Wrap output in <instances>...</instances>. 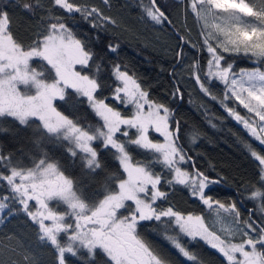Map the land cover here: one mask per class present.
<instances>
[{"label":"snow or ice","instance_id":"1","mask_svg":"<svg viewBox=\"0 0 264 264\" xmlns=\"http://www.w3.org/2000/svg\"><path fill=\"white\" fill-rule=\"evenodd\" d=\"M102 2L110 7V0ZM17 3L28 12L45 9L43 0ZM173 4L185 17L189 13L194 16L202 42L194 43L185 36L179 40L208 54L203 68L198 60L192 64L200 91L264 146V0H173ZM139 7L142 18L155 25L172 23L168 0H140ZM54 8L69 16L80 14L93 28L117 23L98 7L75 0H51L39 30L26 44L14 34L8 11L0 7V133L8 131L4 121L9 119L24 127L34 126L33 143L38 150L36 155L29 154L28 164L0 151V225L6 217L26 215L36 227L38 243L53 250L55 264H68V257L93 264L98 253L102 264H177L141 235L139 229L146 222L149 226L155 222L162 229L161 237L188 264H207L189 247L200 241L216 250L227 264H264V154L245 143L258 162V171L255 182L242 185L249 193L246 199L254 201L247 217L242 218L237 202L208 194L221 180L196 167L180 142V123L173 120V110L152 100L120 65L113 66L112 75L119 83L110 89L111 98L125 107L131 105L132 113L123 115L106 102L109 97L98 82L101 65L94 61L95 54ZM109 50L115 52L116 46L109 45ZM177 56H183L182 50ZM239 56L255 66L236 71L235 60L229 57ZM37 59L43 62V71L32 67ZM214 84L223 86L222 96L212 93ZM69 89L76 97L70 107L86 103L99 118L96 124H82L58 110L54 101L67 103ZM180 94L176 88L173 95ZM152 132L162 141L152 138ZM186 138L195 144L197 130H191ZM44 141L67 142L73 165L79 157L80 176L68 174L59 160L50 157L40 147ZM101 151L112 153L116 171L108 170L100 159ZM134 151L142 157L134 158ZM188 164L191 171L184 167ZM157 167L161 170L156 171ZM162 185L183 186L198 198L206 213L185 214L171 204L163 207L158 201H167L168 192ZM21 248L13 236L0 238V264H20L12 254L19 255ZM6 251L7 259L3 258ZM81 251H86V256H80ZM23 260L37 264L30 254Z\"/></svg>","mask_w":264,"mask_h":264},{"label":"trees","instance_id":"2","mask_svg":"<svg viewBox=\"0 0 264 264\" xmlns=\"http://www.w3.org/2000/svg\"><path fill=\"white\" fill-rule=\"evenodd\" d=\"M43 2L45 9L35 8L32 12H28L22 9L17 0H0V7L5 8L11 17L14 34L26 44L34 38L42 24L41 18L47 15L46 8L51 6V0H43ZM75 2L98 7L105 15L113 17L117 22L115 25L93 28L91 23L80 14L69 16L63 10L53 9L56 15L64 17L65 23L74 30L77 38L86 41L87 46L95 54L94 61L101 65L98 82L103 85V94L109 97L106 102L120 110L123 115L130 116L132 113L131 105L125 107L111 98L110 89L119 83L112 75L113 66L120 65L122 70L133 75L142 88L148 91L152 100L163 103L173 110V120L180 123V142L193 157L196 167L206 175L221 180L219 184L211 187L208 194L225 202H237L242 218H246L248 210L254 207V201L246 199L249 193L244 191L242 185L255 182L258 162L254 161L245 149V143H251L262 154H264V146L253 140L242 125L230 117L220 104L205 96L195 82L192 64L198 60L203 68L208 54L206 51H197L184 45L179 40V36H185L190 37L194 43L202 42L194 16L189 13L185 17L184 13L173 4V0H168L171 5L172 23L155 25L150 19L142 18L140 0H110V7L104 5L102 0H75ZM160 2L163 3L164 0ZM109 45L116 46V51L111 52ZM181 50L183 56L178 57L177 52ZM229 59L235 60L236 71L255 66L243 56L229 57ZM41 63L43 62L38 59L34 60L32 67L43 71L40 67ZM77 68L79 69V66ZM92 71L95 72L94 66ZM45 75L47 76L48 73L45 72ZM176 88L181 90V94L174 96ZM222 90L223 86L219 84H214L211 88L212 93L217 96H222ZM68 93L67 103L54 101L58 110L71 114L74 119L78 118L82 124H96L99 118L94 116L86 103L79 104L76 108L70 107L76 97L73 90L69 89ZM228 103L229 106H233L231 102ZM237 110L242 115L246 114V110L240 106H237ZM4 124L8 131L0 133V151L5 154L12 153L14 160H23L28 164L29 154H38L33 143L34 126L24 127L11 119L4 121ZM212 124H215V127ZM193 129L197 130L198 139L195 144H190L186 135ZM150 135L154 139L161 140L160 136L153 132ZM94 146L99 149V142ZM40 147L47 151L50 157L59 160L68 169V174L74 177L80 176L79 157L74 158L76 163L73 165V158H70L66 151L67 142L61 145L44 141ZM142 155L141 152H133L136 159H140ZM100 159L107 164L108 170H117V164L110 151H101ZM184 167L191 171V164ZM160 170L159 167L156 168V171ZM98 179L102 182L103 174ZM96 187H100V184L97 183ZM162 190L168 192L167 201H158L163 207L171 204L185 214L206 213L205 207L198 198L193 197L183 186L176 185L169 188L167 185H162ZM139 231L145 239L168 254L177 264H188L177 250L161 237L162 229L158 228L155 222H152L151 226L146 222L145 227ZM5 236H13L23 245V248L19 249V255L12 254V258L18 260L20 264H25L23 256L29 254L36 259L37 264H55L53 250L50 246L38 243L36 227L23 213L5 218V222L0 225V238ZM187 241L188 238L185 237L184 242ZM189 247L198 252L207 264H227L216 250L210 249L203 241ZM7 256L6 251L3 258L7 259ZM80 256H86V251H81ZM102 260L103 257L98 253L93 264H102ZM68 264H81V261L68 257Z\"/></svg>","mask_w":264,"mask_h":264},{"label":"rangeland","instance_id":"3","mask_svg":"<svg viewBox=\"0 0 264 264\" xmlns=\"http://www.w3.org/2000/svg\"><path fill=\"white\" fill-rule=\"evenodd\" d=\"M240 107H242V106H240ZM153 133H154V132H153ZM154 134H156V133H154ZM157 135H158V134H157ZM158 136H159V135H158ZM160 138H161V141H162L163 138H162V137H160ZM208 222L211 223V220H209Z\"/></svg>","mask_w":264,"mask_h":264}]
</instances>
